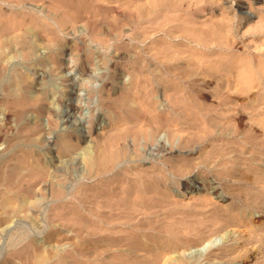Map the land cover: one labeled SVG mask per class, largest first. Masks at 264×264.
Masks as SVG:
<instances>
[{
    "label": "rangeland",
    "instance_id": "rangeland-1",
    "mask_svg": "<svg viewBox=\"0 0 264 264\" xmlns=\"http://www.w3.org/2000/svg\"><path fill=\"white\" fill-rule=\"evenodd\" d=\"M143 1L0 0V264H264V92L236 100L240 122L230 103L219 133L216 76L182 73L202 55L217 73L221 39L209 29L225 22V38L251 41L264 0H200L141 18ZM197 29L206 47L169 39ZM169 52L183 71L165 73ZM158 138L166 149L146 155ZM227 144L234 151L203 164ZM190 176L198 182L184 192ZM132 180L141 196L119 200L132 209L110 205ZM106 191L110 204L97 196Z\"/></svg>",
    "mask_w": 264,
    "mask_h": 264
},
{
    "label": "bare ground",
    "instance_id": "bare-ground-1",
    "mask_svg": "<svg viewBox=\"0 0 264 264\" xmlns=\"http://www.w3.org/2000/svg\"><path fill=\"white\" fill-rule=\"evenodd\" d=\"M14 1V0H13ZM20 1V0H18ZM84 2V0H81ZM200 0H148L147 2H144V3H141L139 6H137V8L139 9L138 12H139V15L138 17L140 16L141 18H145L147 17L149 14H151L154 10L158 9V7H164V8H167L168 10H177V9H181L183 6H189L191 7L192 5L196 6L197 3H200L199 2ZM203 1V3L205 2H210L209 0H201V2ZM75 2V1H74ZM132 2V1H131ZM130 2V3H131ZM71 3V2H70ZM140 3V1H139ZM134 4V2H133ZM84 5V4H83ZM138 5V4H137ZM68 5L66 4V7ZM201 6H204V5H201ZM70 7V6H69ZM71 8V7H70ZM199 8L198 6L195 8L197 9ZM131 13H134V12H131ZM137 13V11H136ZM240 13L242 14V18H245V19H248L249 18V14L247 11H243V10H240ZM136 15V14H134ZM129 17V16H128ZM134 17V16H133ZM130 18V17H129ZM133 19V18H132ZM151 20V23L152 24H155V25H158L159 22H158V18L157 19H150ZM189 21V20H188ZM194 20L191 19L189 22H193ZM150 22V21H149ZM223 22V20L221 21ZM225 23V22H224ZM224 23H219V21L217 23H213L214 24V27H215V30L211 31L210 32V29H209V33H211L212 35H215V36H218L220 37V39H218V37L214 38H210V41H212L213 39H217V41H220L219 46H220V55L219 57L217 58L218 59V68H217V73H214L212 72L210 69H209V61L210 59H206L204 58V56L202 55V57L200 58H196V60H193L191 62L192 66L190 65V69H188L187 71H183L184 69H179L178 67H176L177 63H178V59L179 57L178 56H173L174 53L172 54V52L168 55V53H166L169 57H167L168 61L165 62V63H168V65L170 66V70L169 71H165L166 74L168 75H173V73L175 71H173V65L175 66L174 67V70L177 68L181 71H183V77L186 75L188 77H191L192 75H194L195 73H197V70L199 68H202L206 71V74L209 76V77H212L214 75L215 78H217V81L215 83V86L213 87L214 88V92H217L216 96L218 97V99L220 100V105H222L221 108H223V123L220 124V122H217L218 124H220V127L218 128L219 130H217L216 128V131L217 132H221V131H226L229 129V126L227 124V121L229 119H231V115L228 114V112L231 110V108L233 107H229V104L230 103H233V106L235 105V107L233 108L234 110H236V113L238 114V118L236 121L240 122L241 121V117L243 116L242 112H241V104H238L236 100H242L240 98H243V97H246V95L248 96L249 93L251 92H258V91H262L264 92V21H260L258 25H255L253 27V33H252V40L251 41H248L247 40H238V39H230V38H225V35H223L224 33V27H226L225 25H223ZM191 24V23H190ZM193 24V23H192ZM212 24V25H213ZM184 28V27H183ZM212 28V27H211ZM183 30V29H182ZM198 30V31H197ZM195 30L196 31V35H188L187 38H185L187 35H185V32L182 31V33H184V35H181L179 38H169L171 40H174V39H177V40H181V41H184L185 39H189L191 42H196V45L200 44V41L203 42L202 38L204 39V42L203 43V46L205 44H208L206 37H204L203 35L201 36V34H206V29H197ZM226 30V29H225ZM185 31V30H184ZM208 31V30H207ZM198 32V33H197ZM187 34V33H186ZM198 34V35H197ZM200 34V35H199ZM208 35V32L205 36ZM210 35V34H209ZM210 35V36H212ZM201 36V37H200ZM263 37V38H260V37ZM222 37V38H221ZM227 37V36H226ZM209 39V38H208ZM202 42H201V47H202ZM213 42V41H212ZM214 43H217L216 41H214ZM210 44V43H209ZM261 46V47H260ZM206 47V45H205ZM257 49V51L253 50V48ZM166 48V47H165ZM203 48V47H202ZM235 48H238L240 51H236ZM166 50V49H165ZM168 51V50H167ZM158 53H160L159 50H157ZM166 52V51H165ZM172 54V55H171ZM156 55V54H155ZM166 55V56H167ZM177 55V54H176ZM158 58V57H156ZM155 58V59H156ZM166 58V57H165ZM217 61V60H216ZM212 63V61H211ZM167 65V64H166ZM212 65V64H211ZM83 66V65H82ZM165 66V65H164ZM167 67V66H166ZM168 69V68H166ZM85 70V69H84ZM83 71V70H82ZM158 72V71H157ZM83 73V72H82ZM179 73V72H177ZM178 75V74H177ZM176 76V74H175ZM185 76V77H186ZM182 78V77H181ZM210 80V79H209ZM208 79H203L201 84L204 85L206 84L208 81ZM170 84H167L165 85V87L169 86ZM173 85V84H172ZM180 86V85H179ZM61 88V87H60ZM174 88V87H173ZM262 92H260V94H262ZM254 94V93H253ZM259 96V95H258ZM263 96V95H262ZM244 99V98H243ZM260 99V98H259ZM218 100V101H219ZM236 101V102H235ZM243 101V100H242ZM245 103V101H243V104ZM245 106V105H244ZM74 105L73 104H70L68 103V108H71L70 110H73L74 109ZM187 108V107H186ZM217 108V107H216ZM190 109V108H189ZM209 109V108H208ZM222 110V109H221ZM188 111V110H187ZM208 111V110H207ZM243 111V110H242ZM253 111V110H252ZM185 112V111H184ZM210 112V111H209ZM181 113V112H180ZM192 110L187 113L188 116L191 115ZM208 114V113H207ZM184 115V114H182ZM210 115V114H209ZM141 116H143L141 114ZM155 116V115H154ZM150 117V116H149ZM156 117V116H155ZM144 118V117H143ZM162 118V117H161ZM184 118V117H183ZM187 118V117H186ZM189 118V117H188ZM64 119V118H63ZM156 119V118H155ZM208 119V118H207ZM234 119V118H233ZM236 119V117H235ZM145 120V119H144ZM232 120V119H231ZM160 121V120H159ZM162 121V120H161ZM166 121V120H164ZM213 121V120H212ZM142 122V121H141ZM148 122V121H147ZM231 122V121H230ZM153 123V122H152ZM152 123H149V124H152ZM158 123V122H157ZM165 122H163L164 124ZM167 123V122H166ZM173 123V122H172ZM242 123V122H241ZM206 124V122H205ZM208 126L206 127H211L210 129H212L213 127V130H214V124L212 122H208L207 123ZM216 124V123H215ZM239 124V123H238ZM174 125V124H173ZM150 126V125H149ZM217 126V125H216ZM219 126V125H218ZM205 127V128H206ZM232 127L233 124H232ZM134 129V127H133ZM144 129V128H143ZM209 129V128H208ZM234 130V129H233ZM150 131V130H148ZM207 131V130H206ZM232 131V130H231ZM125 132V131H124ZM140 132V131H139ZM146 132V131H145ZM151 132V131H150ZM149 132V133H150ZM154 132V130H153ZM152 132V133H153ZM235 132V131H234ZM129 133V132H127ZM134 133V132H133ZM136 133V132H135ZM147 133V132H146ZM151 133V134H152ZM231 133V132H230ZM233 133V132H232ZM140 135V134H139ZM133 136V135H132ZM135 136H137L135 134ZM144 136V135H143ZM220 136V135H219ZM156 137V136H155ZM159 137V136H157ZM204 137V136H203ZM81 138V137H80ZM114 139V138H113ZM116 139V138H115ZM114 139V140H115ZM112 140V139H111ZM152 140V138H151ZM136 141V140H135ZM134 141V142H135ZM147 141V140H145ZM117 142V140H116ZM229 142V141H228ZM146 143V142H145ZM149 143V141H148ZM147 143V153L146 155H155L157 153H159L160 151H164L166 149V145H165V141L163 140H160L159 138L158 139H155L152 143ZM146 146V147H147ZM237 147V145H235ZM118 147V145H117ZM104 148V147H103ZM133 148V147H132ZM212 148V147H211ZM235 148L232 147V145H229L227 144V146L225 147H213L209 152H206L207 156H205L206 160L204 161V165H208L209 162L213 161L215 158H222L224 155H226V153L228 152H231V151H234ZM110 150V149H109ZM129 150V149H128ZM136 150V149H135ZM113 151V154H107L105 156H100L101 158H104V161L103 163L105 162H108V163H111V165H113L114 161H116V159L119 157H122V154L124 153H120L123 150L120 151H117V150H112ZM116 151V152H115ZM132 151V149H131ZM133 151H134V148H133ZM102 152V151H101ZM100 152V155H102ZM108 152H111V151H108ZM103 153V152H102ZM126 153V152H125ZM133 153V152H132ZM136 154V153H134ZM121 155V156H120ZM231 156V155H229ZM91 157V156H90ZM136 157V156H135ZM226 157V156H225ZM224 157V158H225ZM124 158V157H123ZM132 158V157H131ZM223 158V159H224ZM86 159V158H85ZM93 159V157H92ZM230 159H232L230 157ZM91 160V159H90ZM96 160V158L94 159ZM102 160V159H100ZM221 160V159H220ZM97 162V160H96ZM88 163V162H87ZM99 163V159H98V162ZM96 163V164H97ZM101 163V164H103ZM113 163V164H112ZM118 163V162H117ZM92 164L89 162V165ZM202 164V165H203ZM99 165V164H98ZM105 165V164H103ZM102 165V166H103ZM110 165V166H111ZM197 165V164H196ZM203 165V166H204ZM54 166V165H53ZM101 166V165H99ZM109 166L108 164H106V167L107 170H108V167ZM109 166V167H110ZM95 167V166H94ZM98 168V171H100V167H97ZM97 168H96V171H97ZM105 168V169H106ZM94 169V168H93ZM100 169V170H99ZM134 170V168H132ZM103 170V169H102ZM128 170V169H127ZM107 172V171H106ZM136 172V171H135ZM222 172V171H221ZM129 173V172H128ZM137 173V172H136ZM140 173V172H139ZM147 173V172H146ZM142 174V173H141ZM145 174V173H144ZM221 174V173H220ZM128 175V174H127ZM148 176V175H147ZM208 176V175H207ZM127 177V176H126ZM221 177V176H220ZM129 178V177H128ZM148 178V177H147ZM133 179V178H132ZM116 180V179H115ZM136 180V179H134ZM133 181V180H132ZM206 181V180H203V182ZM125 182V181H124ZM198 182V179L196 176H190L187 178L186 181H184L182 183V187L181 189L184 191V192H191L192 190H194L195 188V184H197ZM101 183V182H100ZM137 183H135L134 181L131 182V181H126V187L124 189L122 188V190H120V192H117L119 194H117L116 196L115 193L114 195L110 196L108 195L107 191H106V194L103 192H99L98 193V197H100V200H104L105 202L109 203L110 204V200H112V197L115 198L113 199L114 203L111 202L110 205L113 206V204H115L117 208L120 209V211H124V209H127V208H131L132 206L130 205V207H127L124 203H122L121 201L119 200H122L123 198H126L128 194H132L135 192H137V194H142V191L139 189V187L137 186L139 184L136 185ZM101 185V184H100ZM154 185V184H153ZM206 187H208L209 189H211L212 193H215L217 191V187L215 185H213L212 183H210L209 181H206L205 184H204ZM147 186V185H146ZM98 187V186H97ZM138 187V189H137ZM144 187V186H143ZM152 187V186H151ZM118 188V186H117ZM206 189V188H205ZM146 191V190H145ZM109 192V191H108ZM110 193V192H109ZM136 194V195H137ZM126 196V197H125ZM134 196V195H133ZM141 196V195H140ZM143 196V195H142ZM94 197V196H92ZM96 197V195H95ZM102 198V199H101ZM122 198V199H121ZM129 199V198H128ZM140 199V197H139ZM96 200V199H95ZM99 200V199H97ZM138 200V199H137ZM141 200V199H140ZM103 201V202H104ZM99 203V201L97 202V204ZM102 203V202H101ZM138 203V202H137ZM106 205V204H105ZM134 205V204H133ZM135 205H138V204H135ZM198 205V204H197ZM108 206V205H107ZM110 206V207H112ZM113 208V207H112ZM134 208V207H133ZM132 209V208H131ZM130 209V210H131ZM128 210V211H130ZM127 211V210H126ZM124 211V212H126ZM134 211V210H132ZM110 216V215H108ZM131 216H129L130 218ZM118 218V217H117ZM128 218V217H127ZM111 219H116L115 216L114 218H111ZM111 219H106L104 221H96L94 222V224L97 226V225H106V226H109V223H110V220ZM130 220V219H129ZM127 220V221H129ZM132 223V221H131ZM130 224V223H129ZM133 225L135 223H132ZM138 224V223H136ZM126 225V224H125ZM98 232V230H97ZM108 241V240H107ZM210 241V240H209ZM184 263V262H183Z\"/></svg>",
    "mask_w": 264,
    "mask_h": 264
}]
</instances>
